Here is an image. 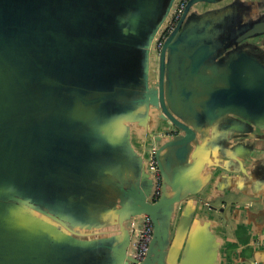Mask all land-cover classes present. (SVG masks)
<instances>
[{
  "label": "water",
  "instance_id": "1",
  "mask_svg": "<svg viewBox=\"0 0 264 264\" xmlns=\"http://www.w3.org/2000/svg\"><path fill=\"white\" fill-rule=\"evenodd\" d=\"M179 1L0 0V264H220L196 197L245 159L208 133L264 141V52L196 9L223 0L158 50Z\"/></svg>",
  "mask_w": 264,
  "mask_h": 264
},
{
  "label": "crops",
  "instance_id": "2",
  "mask_svg": "<svg viewBox=\"0 0 264 264\" xmlns=\"http://www.w3.org/2000/svg\"><path fill=\"white\" fill-rule=\"evenodd\" d=\"M196 9L220 14L221 29L226 32L229 29L232 37L256 26L260 32L244 45L251 46L256 53L264 52V0H223L220 4L200 5ZM234 49L232 45L227 52ZM218 125L224 132V124ZM213 130L208 133L207 145L225 151L232 144L229 156L245 159L244 166L240 167L234 160L229 162L222 154L213 160V166L218 164V167L211 166L205 171L211 174V179L196 197L199 202L196 216L213 223V231L220 241V264H264V141L244 140L252 147V152L247 153L242 150V147L248 148L242 146L241 140L228 143L222 134ZM179 215L180 212L175 224ZM143 227L144 222L141 231Z\"/></svg>",
  "mask_w": 264,
  "mask_h": 264
},
{
  "label": "built area",
  "instance_id": "3",
  "mask_svg": "<svg viewBox=\"0 0 264 264\" xmlns=\"http://www.w3.org/2000/svg\"><path fill=\"white\" fill-rule=\"evenodd\" d=\"M189 2H190V0H180L179 1L178 5H177V9H176L175 13L173 14L171 22L168 24L166 30L162 33L161 38L158 40V43H157V49L158 50L161 49L165 39L169 36V34L176 28L178 23L181 21ZM152 165H153V169L156 172H158V168L156 166L154 157L152 160ZM152 235H153L152 222L148 217H145L144 227L141 231V238H140L141 240H140L139 246L137 248V257L136 258L139 261L144 259L146 252L148 250L149 243L152 239Z\"/></svg>",
  "mask_w": 264,
  "mask_h": 264
},
{
  "label": "rangeland",
  "instance_id": "4",
  "mask_svg": "<svg viewBox=\"0 0 264 264\" xmlns=\"http://www.w3.org/2000/svg\"><path fill=\"white\" fill-rule=\"evenodd\" d=\"M155 78H156V76H155Z\"/></svg>",
  "mask_w": 264,
  "mask_h": 264
}]
</instances>
